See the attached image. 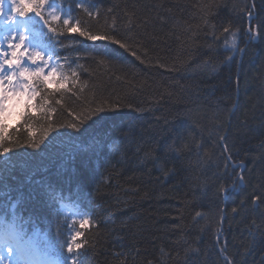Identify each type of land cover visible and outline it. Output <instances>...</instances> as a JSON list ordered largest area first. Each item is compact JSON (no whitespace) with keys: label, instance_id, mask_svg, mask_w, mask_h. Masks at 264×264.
Instances as JSON below:
<instances>
[{"label":"trees","instance_id":"16d2710c","mask_svg":"<svg viewBox=\"0 0 264 264\" xmlns=\"http://www.w3.org/2000/svg\"><path fill=\"white\" fill-rule=\"evenodd\" d=\"M93 2L99 22L75 14L94 29L115 19L131 51L105 44L115 57L99 65L96 45L76 37L82 66L76 87H86L78 98L65 95L53 114L57 124L67 123L94 97L124 105L94 126L99 134L127 140L122 152L99 160L98 168L94 163L89 173L82 200L95 223L85 230L83 264H264V205L251 203L254 190L264 189V40L246 44L244 35L253 0ZM255 3L251 24L264 34V4ZM229 25L240 30L238 45L245 52L226 63L232 53L224 47L223 27ZM60 55L76 60L72 47ZM8 123L14 134L20 127L23 139V119ZM46 126L37 120L32 131L39 137ZM72 135L60 129L39 149H18L14 162L23 172L14 178L15 189L0 184V197L11 192L28 201L35 181L62 177ZM229 153L245 166L244 184L225 195L219 186L241 174L229 168L231 179L224 178ZM54 214L29 215L30 231L38 228L52 238Z\"/></svg>","mask_w":264,"mask_h":264},{"label":"snow or ice","instance_id":"6c2138e0","mask_svg":"<svg viewBox=\"0 0 264 264\" xmlns=\"http://www.w3.org/2000/svg\"><path fill=\"white\" fill-rule=\"evenodd\" d=\"M261 3L264 4V0ZM255 8L253 0L252 10L247 12L249 27L244 32L249 42L264 40L259 26L251 24ZM77 10L99 22L101 12L93 0H0V170L7 174L0 177V184L15 189L14 178L23 172L14 162L18 149H39L50 132L60 129L70 130L73 134L70 137L72 152L67 157L62 177L35 181L28 201L20 200L11 192H4L0 197V264H83L82 257L89 246L85 230L95 223L82 200L89 173L94 163L98 168L99 160L108 162L113 154L126 147L127 136L117 140L99 134L94 127L102 126L107 113L124 106L119 101H97L94 97L71 121L57 124L53 119L55 106L62 105L65 95L78 98L77 93L86 87H76L79 80L77 67H82L77 64L80 54L75 47L79 44L76 37L96 45L93 58L99 65L110 64V58L115 57L114 52L103 47L105 44L118 46L124 52L131 51L128 43L119 38L115 19L110 25L106 23L94 29L75 14ZM111 11L108 9L109 13ZM239 32L231 25L223 27V33L227 34L224 47L232 53L226 63L233 62L237 52H245L238 45ZM213 36L219 39L214 32ZM65 40L72 43L66 45ZM67 47L76 52V60L61 57L60 50ZM131 55L136 56V53L131 52ZM13 117L18 121L23 119L26 128L23 139L20 127L16 128L15 134L10 130L8 121ZM41 119L47 126L37 137L32 131V123ZM244 167L243 162H234L231 153L228 154L224 178L231 179L229 168L233 173L239 168L241 174L231 184H221L220 193L227 195L230 189L237 190L244 184ZM251 203L254 208L264 205V189L254 190ZM53 209L55 232L52 238L41 234L38 228L30 231L29 215ZM260 215L264 223V210ZM196 216L200 217L201 213L197 212ZM252 225L259 228L255 220Z\"/></svg>","mask_w":264,"mask_h":264},{"label":"bare ground","instance_id":"6f19581e","mask_svg":"<svg viewBox=\"0 0 264 264\" xmlns=\"http://www.w3.org/2000/svg\"><path fill=\"white\" fill-rule=\"evenodd\" d=\"M247 43H249L248 39H247V41H246V44H247ZM227 156H228V154H227ZM243 170H244V169H243ZM228 172H229V174L231 175V171H230V169H228ZM240 172H241V170H240ZM54 232H55V227L52 228V233L54 234Z\"/></svg>","mask_w":264,"mask_h":264},{"label":"rangeland","instance_id":"374dc122","mask_svg":"<svg viewBox=\"0 0 264 264\" xmlns=\"http://www.w3.org/2000/svg\"><path fill=\"white\" fill-rule=\"evenodd\" d=\"M240 71H241V65H240V67L238 68V71L236 72V76L238 77L239 76V73H240Z\"/></svg>","mask_w":264,"mask_h":264},{"label":"water","instance_id":"95a60500","mask_svg":"<svg viewBox=\"0 0 264 264\" xmlns=\"http://www.w3.org/2000/svg\"><path fill=\"white\" fill-rule=\"evenodd\" d=\"M249 22V21H248ZM241 56L240 57H242V54H240ZM234 108H236V106L234 107Z\"/></svg>","mask_w":264,"mask_h":264}]
</instances>
